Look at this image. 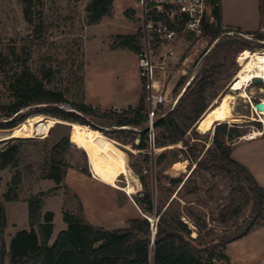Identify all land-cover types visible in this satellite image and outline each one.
Instances as JSON below:
<instances>
[{"label":"rangeland","instance_id":"rangeland-1","mask_svg":"<svg viewBox=\"0 0 264 264\" xmlns=\"http://www.w3.org/2000/svg\"><path fill=\"white\" fill-rule=\"evenodd\" d=\"M89 2L90 0H33L31 11L33 23L29 24L24 19L23 6L19 0H0V107L12 101L7 86L22 69L28 68L39 78L42 71L51 70L50 82L46 84V81H43V84L62 91L66 99L65 103L57 104V108L77 114L85 121L83 125L99 130L123 146L134 149L128 142L131 138L138 139L139 134L120 133V130H131V127L112 126L107 119L88 117L71 107L73 103L83 102L102 113L112 111L115 116L123 117L125 111L136 108L141 95H145L143 82L138 76V54L125 48H113L116 36L135 35L139 32L140 9L136 0H115L111 15L93 26L87 23L85 9ZM219 2L229 23L242 25L264 23V0H219ZM232 29L239 30L236 26ZM259 33L264 35V29L259 30ZM233 34H226L220 39L233 38ZM239 38L249 43V51L264 50L262 47L264 41H258L247 35H240ZM217 41L210 42L209 38H203L197 42L190 40L178 43L177 48L180 53L187 50L186 54L191 55L186 68L185 82L190 77L197 76L189 86V91L195 90L199 83L198 74L206 64L205 55ZM239 54L237 53L234 58L235 63H228L221 74L216 76L215 86H207L205 91L207 103H212L208 97L210 93L216 92L220 95L229 91V85L240 69L237 62ZM263 89V85L248 86V92L252 93L251 103L255 104L264 97V93L261 92ZM188 95L185 93L182 100H186ZM251 103L237 99L234 104L235 113L249 116ZM35 107L38 106L22 109L19 112L20 116L28 114L25 120L36 115L50 116L30 113ZM6 121L10 119L5 120L0 116V123ZM257 121L259 123L249 119H239L235 122L227 120L217 122L214 127L218 124H226L227 132L236 128L237 132L245 134L253 127L255 129L262 127L260 122H264L263 118ZM64 125L68 127L57 128L55 125L53 134L48 138L7 140L0 143L1 152L12 144L24 141L19 150L18 166L0 172V202L5 208L7 219L3 242L7 248L17 232L29 229L26 200L39 193L45 194L42 213L48 211L53 214V239L66 229L63 221L64 211L71 213L80 211L85 222L107 230L125 228L128 220L139 217L140 211L134 203V197L141 196L143 192L139 177L132 169V165L139 167L142 175L146 176L153 186L154 179L157 178L159 183L155 193L161 205H167L176 197L179 204H173L175 209H179L182 215L189 213L192 217L204 220L207 230H213L216 236H224L240 230L249 220L252 202L248 186L243 180L230 173H207L195 169V164L203 157L205 151L208 148L213 150L211 145L213 129L201 134L194 125L193 130L186 133L188 144L202 150L198 158L193 161L187 154L181 153L185 152L181 151L185 150L181 143L169 145L170 148L165 146V149L158 152L156 147L152 150L149 146L147 130L148 148L136 149V152L126 151L127 177L120 176L115 188L104 185L93 177L85 153L74 146L70 127L68 124ZM145 128L132 130L143 132ZM12 129H0V135L7 134ZM66 132L69 133L70 145L62 160L68 169L61 185L56 191H51L56 187L55 183L41 180L40 171L51 147ZM153 133L155 138L158 132L154 128ZM236 140L234 133L228 138L224 137L225 146L231 150ZM171 152L177 153L179 161H188L185 172L177 176H173L169 171ZM246 152L245 145H240L231 150V155L234 159H238ZM163 153L167 155L165 160L161 165L156 166L157 157ZM17 173L21 180L18 201L7 202L4 194ZM188 176L186 186L177 195L175 193L170 195L166 191L169 178L179 177L185 181ZM127 186L134 188L133 192L128 193L125 190ZM183 220L192 224V221L186 218ZM257 225L256 228H260L258 231L248 232L255 233L246 234L225 246L224 254L228 257L226 264H257L258 259L264 257V235L256 234L262 232L264 223L261 224L259 221L254 227ZM205 232L207 231L201 233L204 242L208 241ZM5 264H8V257L5 259Z\"/></svg>","mask_w":264,"mask_h":264},{"label":"trees","instance_id":"trees-1","mask_svg":"<svg viewBox=\"0 0 264 264\" xmlns=\"http://www.w3.org/2000/svg\"><path fill=\"white\" fill-rule=\"evenodd\" d=\"M23 6V16L27 23L32 24L33 0H19ZM115 0H90L86 6L87 23L90 26L97 25L105 17L111 15L112 6ZM218 4L219 0H214ZM214 15L217 19L216 25L205 27L202 39L209 38L210 42L218 40L213 48L205 55L206 64L199 72V83L195 90L189 86L197 78L194 76L190 85L180 97L176 107L162 118L154 122V130L157 135L154 138L156 148L169 145L183 144L185 153L193 161L198 158L201 148L189 145L185 136L188 131L193 130L197 120L204 114L211 103L206 102L205 91L207 86H215L216 76L227 67L228 63H235L237 53L249 49V43L241 40L242 32L234 31L231 28H224L221 25V14L219 6L215 8ZM35 29V33H37ZM234 32L233 38H224L226 33ZM258 41H264V35L258 32L247 35ZM184 39L197 42L191 36L184 35ZM264 48V46H262ZM113 48H125L134 53L140 52V33L135 35H118L115 37ZM40 78L32 74L28 68L14 78L7 86V92L12 101L0 107V116L4 117L5 123H0V129H12L18 126L26 115L19 112L24 108L35 107L30 113L46 114L63 120L67 123L85 124L77 114L64 112L57 108L59 103H65L64 93L60 90L51 89L46 84L50 82L51 70L42 71ZM182 77L174 91H179L185 83ZM80 80V79H79ZM216 81V82H215ZM81 82V80H80ZM192 90V91H191ZM190 92V93H189ZM188 98L182 100L184 94ZM219 93L213 92L208 95L210 100L217 98ZM145 95H141L136 108H129L125 116H115L114 112L102 113L100 110L88 106L83 102L73 103L71 107L88 116L99 117L110 121V125L116 127H131L132 129L147 127L145 113ZM29 113V114H30ZM14 116V117H13ZM57 128H66L64 124H56ZM195 128V126H194ZM55 128L49 131L46 138L50 137ZM120 130L123 134H139V144L135 145V138H131L134 149L146 150L147 131L137 132L135 130ZM233 130L226 131V124H218L213 128L211 145L213 150L208 148L202 158L195 164V169H201L207 173H230L236 178L243 180L250 193L252 208L249 220L240 230L230 232L224 236H216L213 230H207L204 220L192 217L173 207L179 200L174 197L167 205H161L156 195L158 180L154 179L153 185L136 165L132 169L139 177L143 188L142 195L134 197V203L140 211L139 217L126 222L125 228L107 230L92 224H88L82 218L81 212H63V221L66 229L61 231L50 244L53 235V214L42 213L44 193H39L26 200L28 212V230L17 232L10 240L8 248L3 242L4 232L7 226L6 212L0 202V264H5L8 257V264H226L228 259L223 251L226 245L245 236L248 232L264 219V193L256 183L251 173L240 163L232 159L231 150L225 146L224 137L232 136L239 138L240 134ZM99 131V130H98ZM232 131V132H230ZM12 144L0 152V172L7 168H16L19 163L21 143ZM69 133H64L51 147L49 156L42 165L40 171L41 180L53 181L56 185L54 190L63 182L68 166L63 162L62 157L69 147ZM166 153L159 155L155 165L159 166L166 158ZM179 161L177 153L171 152L170 166ZM87 173V170H86ZM182 178H169L166 191L171 194H178L186 186L187 180ZM21 184L19 173L15 174L8 186L4 199L7 202L18 201V191ZM50 191V192H51ZM156 219L155 234L152 235L150 218ZM183 218L192 221V224L185 222ZM191 223V222H190ZM205 232L208 241H203L202 232ZM195 234V236H193Z\"/></svg>","mask_w":264,"mask_h":264},{"label":"built area","instance_id":"built-area-1","mask_svg":"<svg viewBox=\"0 0 264 264\" xmlns=\"http://www.w3.org/2000/svg\"><path fill=\"white\" fill-rule=\"evenodd\" d=\"M136 2L140 9L141 21L140 52L137 57L138 76L145 90L149 146L154 150L155 120L164 117L176 107L185 87H188L194 78L192 76L187 79L181 90L174 93L179 80L187 75L186 68L191 57L186 54L187 50L179 52L178 42L184 35L191 36L197 41L202 39L205 27L217 24L214 10L219 5L214 0H136ZM226 34L230 35L233 32ZM249 85L252 86L253 82ZM260 118L256 114L254 121L259 123L257 119ZM260 123L261 128L253 127L237 140L264 139V122Z\"/></svg>","mask_w":264,"mask_h":264},{"label":"bare ground","instance_id":"bare-ground-1","mask_svg":"<svg viewBox=\"0 0 264 264\" xmlns=\"http://www.w3.org/2000/svg\"><path fill=\"white\" fill-rule=\"evenodd\" d=\"M237 62L240 69L235 74L234 79L232 78L233 81L229 85V91L218 95L197 120L195 128L201 134L213 129L217 122L227 120L235 122L239 119L253 121L256 114L264 119V108L260 111L255 108V104L251 103L250 95L252 93L247 90L250 82L254 79H260L264 84V50L249 51L245 49L240 52ZM261 92L264 93V89ZM237 99L251 103V116L235 113L234 104ZM259 102L264 105V97L260 98ZM58 123L69 125L74 146L85 153L93 177L104 185L117 188L118 178L120 176L127 177L126 163L128 159L126 151L136 152V149L123 146L86 125L67 123L55 117L36 115L26 119L9 133L0 135V143L7 140L44 139ZM170 147L168 146V148ZM163 149L165 147L158 148L156 151ZM187 164V160L177 161L169 167V171L173 176H177L185 172ZM133 189L131 186L125 188L128 193L133 192Z\"/></svg>","mask_w":264,"mask_h":264},{"label":"crops","instance_id":"crops-1","mask_svg":"<svg viewBox=\"0 0 264 264\" xmlns=\"http://www.w3.org/2000/svg\"><path fill=\"white\" fill-rule=\"evenodd\" d=\"M258 1H260V0H258ZM218 5L220 8V14H221V25L224 28H231L232 29L236 26L237 28H239L240 32H242L245 35H250V33H248V32H252V33L258 32L259 33V30L264 29V23L263 24L259 23L258 25L255 23L253 25L252 24L251 25H249V24L242 25L239 23H234V24L229 23L226 15L222 9L221 3L218 2ZM186 41H189V40L184 39L182 37L178 43H185ZM240 145H245V147L247 148L246 154L243 156H239L238 159H234L232 155H231V157H232V159H234L235 161L240 163L242 166H244L251 173L254 180L262 188L263 193H264V139H256L253 141H244L242 139H238L232 144L231 150H233L234 147L240 146ZM262 223H264V219L261 221V224ZM256 227H258V225L255 226L254 228H252L251 230L252 231H254V230L258 231L260 229V228H256ZM262 229L264 230V228H262ZM263 230H262V232H257L256 234H258V235L261 234L263 236L264 235ZM252 231H251V233H248V234L255 233ZM54 239H53V237L51 238L50 244L54 241ZM223 253H224V251H223ZM227 259H228V257H227ZM256 263L257 264H264V257H262L261 259L259 258Z\"/></svg>","mask_w":264,"mask_h":264},{"label":"water","instance_id":"water-1","mask_svg":"<svg viewBox=\"0 0 264 264\" xmlns=\"http://www.w3.org/2000/svg\"><path fill=\"white\" fill-rule=\"evenodd\" d=\"M252 82H253V84L263 85V82H262V80H260V79H254ZM186 88H187V86L185 87L184 91L186 90ZM255 108H256L258 111H260L261 109L264 108V105H263L262 103H260V102H256V103H255ZM147 130H148V127H146V128L144 129V131H147ZM134 143H135V145H138V144H139V140L136 139ZM154 192H155V191H154V186H153V195L155 194ZM149 221L151 222V225H152V235L154 236V234H155V230H156V228H155L156 219H155L154 217H152L151 219H149Z\"/></svg>","mask_w":264,"mask_h":264}]
</instances>
